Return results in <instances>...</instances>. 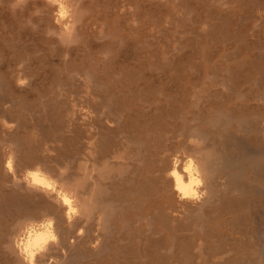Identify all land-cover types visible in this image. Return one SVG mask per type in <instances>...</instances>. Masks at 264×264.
Here are the masks:
<instances>
[{"label": "bare ground", "instance_id": "1", "mask_svg": "<svg viewBox=\"0 0 264 264\" xmlns=\"http://www.w3.org/2000/svg\"><path fill=\"white\" fill-rule=\"evenodd\" d=\"M68 1L72 7L69 12L65 10L66 3L60 0L49 3L29 0L25 9L33 12L39 7V15L36 18L30 15L31 18L44 23L42 31L56 37L52 40L66 44L76 38L75 15L81 0ZM235 1L243 6L244 0ZM8 2L7 6H11L14 0ZM245 4L249 19L264 20V0H245ZM117 7L116 11H122L124 6ZM217 8H213V15L218 13ZM17 11L21 9L12 13ZM128 11L129 14L132 10ZM129 16L126 17L131 18ZM226 20L225 25L230 23ZM244 30L238 38L244 43L242 48L246 51L242 52L249 55L235 66L226 67L221 79L153 76L138 73L137 68L121 75L122 66L109 67L108 59L95 64L94 74L90 69V73H81L78 72L81 64L75 61L74 52L66 51L73 57H68L69 61L62 60L66 58L63 54L59 68L71 69L75 65L73 71L62 77L64 74L61 76L57 70H48L53 75L51 79L57 80V90L53 93L61 98L58 103L63 96L73 94V104L68 100L66 106L60 103L65 107L62 111L56 100H52L55 97L44 99L45 102L40 98L43 102L28 105L23 96L16 93L15 79L29 81L35 62L29 67L24 59L18 63L15 59V63L8 64L6 72L0 69V78L6 80L0 106L4 110L13 108L18 99L16 104L21 103L22 112L25 110L22 120L15 119L16 125L29 121L24 122V119L26 111H31L27 109L30 106L54 119L45 134L50 135L51 139L47 138L52 142L47 146H38L40 141L37 146L18 144L11 131L6 130L4 137L1 134L0 264H264V124L252 126L242 121L245 115H255L264 106L241 107L234 102L229 106L226 102L232 101L233 95L245 101L259 99L264 85V46H261L262 41L250 43L249 30ZM261 32L264 33V27L256 31V35ZM101 44L99 53L102 50L109 53L106 49L111 44ZM254 49L258 52L251 53ZM172 53L175 52L172 50ZM100 70L108 74H99ZM46 74L43 75L47 77ZM249 81L256 86V93L239 90ZM203 84L207 89L202 92L198 87ZM78 86L82 94L76 91ZM8 103L11 105L5 107ZM224 105H227L225 110ZM12 118L6 121L9 123ZM39 122H35V128L40 127ZM27 124L24 126L29 127V122ZM202 125L208 128L201 129ZM135 130L140 131L134 133ZM185 145L187 156L179 154ZM22 146L25 152L20 150ZM82 150L89 156L100 154L98 158L91 157L93 164L90 160L84 163L81 157L86 154ZM71 159L77 163L71 164ZM94 164L100 166L95 165L98 171ZM27 170L33 172L26 174ZM242 174L249 176L241 178ZM98 178L106 184L101 186ZM126 212L132 213V220H125L121 226L112 224L114 217H123ZM224 214L231 216L227 218ZM52 235L57 237L54 242L50 241ZM128 240L135 242L138 248H145L143 257H138L143 259L142 263L135 261L138 258L133 263L125 261L128 251L123 253V250L128 244L124 246L123 242ZM136 246L129 252L139 253ZM121 255L125 256L122 262ZM107 257V262L102 260Z\"/></svg>", "mask_w": 264, "mask_h": 264}, {"label": "rangeland", "instance_id": "2", "mask_svg": "<svg viewBox=\"0 0 264 264\" xmlns=\"http://www.w3.org/2000/svg\"><path fill=\"white\" fill-rule=\"evenodd\" d=\"M8 1L9 0H0V66L2 67V68L0 67V69L2 71H5V70L7 71L8 64L9 63L13 64L16 62V60H17L16 63H18L20 61H23V59H24L25 63L27 65H29V67H30V65H32L35 62L34 63L35 65L33 64L34 71L32 69H30L31 71H33L32 72L33 74H31L29 77L30 82L26 81V79H21V80L15 79V83H14V86L17 83V85L15 86L16 93H18L19 95H22L23 96L22 99H24L28 105H31L32 102H34V101L41 103V101L42 100L44 101V99H45V101H47L48 99L54 98V97L56 99L54 98L52 100H56V103H58V101L61 100L60 97H58V98L56 97L57 95L54 96L55 94L53 93V91L57 90L58 84H57L56 79L54 81L51 79V78H53V75L49 74L48 70L49 71H52V70L56 71L57 70L58 74H60L61 76L63 74L65 75V76L63 75L62 77H66L68 75V73L70 74V72L73 71L75 65H72L71 69H69L68 67H65L63 69L59 68L61 59L64 56H66V58H64L62 60H68V61L70 60L69 59L70 57L72 58L74 56V59L76 58L75 61L78 64H81L78 67H81L82 69H80V70L78 69L79 71L77 70L78 72H81V73L82 72L83 73H90L89 71H91V73L94 74L92 72V68L95 66V64L100 60H107L108 59L110 61L109 67L122 66L123 69L121 71V75H127L131 71V69L135 70V68H137L136 70L138 71V73H141V74L144 73V74L153 75V76H171V75H173V77H175V76L176 77H178V76L179 77L180 76L185 77L186 76L187 78L192 77V78H196V79H197V77H198V79H203L204 77L206 78L207 76H209V78H214V79L220 78L221 79L222 77L225 76L224 74H226V69L230 68L229 66H231V67L235 66L237 63L241 62V60H243L244 58H246V56L249 55V54L242 52V51H246V50L244 48H242V47H244V43H242V40L238 38L239 33L245 31L244 30L245 28H246V30L247 29L249 30L250 43L252 42L254 44V42L256 43L259 41L261 43V41H262L261 46H264V33L261 32L259 35H256V31H258L260 28L264 27V23H263V26L259 25V28L257 27L258 24H260L264 20H262L261 22H259V21L255 22V20L253 21L254 18L251 19V17H250V19H249V12H248V8H247L248 3L245 4V0L243 2V6L240 4L238 5V3H236L235 0H230V2H228L229 0H226V1L225 0H222V1L218 0V3H217V0H215L216 3L213 2L214 0L213 1L212 0H174V1L173 0L172 1H168V0H154V1L153 0H150V1L149 0L148 1L147 0H141V1L140 0H131V2H129V0L128 1L127 0H81V2L78 1L79 7H77L78 10L76 9V12L78 11V13H76V15H75V20H77L76 24L78 25L77 26L75 24L76 25L75 26L76 38L73 42H71V43L67 42L66 44H64L65 42L63 43L61 40L60 41L62 44L60 43L59 40L58 41L56 40L57 42L54 41L56 39V37L52 36V34H50V33L48 35H46L47 33L45 34V32L42 31V30H44L43 29L44 23L42 21L38 22L36 19H33V18H36L37 16L36 15H34V17L32 16L33 15L32 10L24 8V10L17 11V13H12V11L10 10V4L7 6V4L9 3ZM57 1L59 2V0H57ZM62 1L66 3V4H64V6L66 8L65 10H67L69 12V9L71 10V8H72L68 5L69 1L68 0L67 1L60 0V2H62ZM72 1H74V0H72ZM72 1H70V4ZM118 1H119V3H118ZM122 1L126 2V3H123ZM137 1L139 2V4ZM143 1H144V4H143ZM76 2H77V0H76ZM127 2L129 4H127ZM159 2H161V3H159ZM165 2H166V4H165ZM154 3H155V5H154ZM119 4H123V6H124L121 8V10L123 9L122 11L118 10V11H120V13L118 11H116L118 9L117 5L119 6ZM148 4H150V5H148ZM159 4H161V5H159ZM213 4L215 6H218V8L216 9L218 11V13H216L214 15L212 14L215 11L213 9L215 7ZM221 4H222V6H221ZM133 5L136 6V8ZM137 5H140V6H137ZM162 5H164V6H162ZM125 6H126V8H125ZM167 6H169L168 9H166ZM128 10H132L129 13L130 16L128 14V12H129ZM29 11H31V12H29ZM124 11H126V12L121 14V12H124ZM114 12H116V13H114ZM133 13H135V14H133ZM167 13H171V14H167ZM13 14H15V15H13ZM30 15L33 18H31ZM121 15H122V18L120 17ZM124 15H125V17L129 16L131 18H127V17L125 18ZM132 15H134V16H132ZM168 15H170L169 16L170 18L168 17ZM117 16H118V18H117ZM212 16L213 17L215 16L214 18H216V19L211 18ZM224 18H226L228 20V22H230V23L225 25L226 19H224ZM134 19H136V20H134ZM263 19H264V17H263ZM98 20H100V22ZM206 20H207L208 24L206 23ZM31 21H33V22H31ZM39 21H40V19H39ZM168 21H171L173 24H171ZM210 21L214 22V24L212 26H211ZM92 22H93V24H92ZM35 23L38 24V27H36L37 25ZM96 23H98V25ZM168 23H170L171 25ZM155 24H156V26H155ZM231 24H233V26ZM163 26H165V27H163ZM102 29L104 32L102 31ZM238 30H239V32H238ZM253 31H255V32H253ZM253 34L256 36H254ZM96 35H98V36L96 37ZM39 36H41V37L39 38ZM42 36H43V38H42ZM52 38H54V40H52ZM179 40H181V42ZM101 43H110L111 44L106 49V51H108V49H109V51H110L109 53L104 52L103 50H102L103 52L101 51L99 53L98 49L102 45ZM59 44L62 46H60ZM63 44H64V46H63ZM174 44H175V46H174ZM176 45H178V46H176ZM180 46H181V48H180ZM70 47L72 49H70ZM168 47H170V48H168ZM175 47H179V48L176 49ZM167 48H168V50H167ZM40 50H41V52H40ZM53 50H55V51H53ZM57 50H58V53H56ZM69 50H71L74 53H77L76 56L74 55V53H73V56L68 54L66 51H69ZM172 50L175 53H172ZM10 51H12V53ZM168 51H170V54ZM250 52L255 53V52H258V50L254 49V50H251ZM101 53H103V56ZM224 53H226V54H224ZM233 53H234V55H233ZM20 54H22V55H20ZM53 54H54V56H53ZM63 54H64V56H62ZM166 54H169V55H167V57H166ZM43 55L45 57H43ZM221 55H223L224 57L223 56L221 57ZM19 56H21V57H19ZM26 57H27V59H26ZM165 58H166V60H165ZM6 60L7 61L10 60V61L6 62ZM44 60L46 62H44ZM47 60H49V61H47ZM51 61H52L51 65H53V66L50 65ZM2 62L5 65H3ZM27 62H29V63L31 62V63L29 64ZM56 63H57V67H55ZM82 64H84V65H82ZM91 64H93V65L91 66ZM49 65L51 67H49ZM151 65H153V66H151ZM38 66H41L40 67L41 69L38 68ZM3 67L5 69H3ZM83 67H84V69H83ZM89 67H91V68H89ZM152 67H154V68H152ZM35 69H38V70L36 71ZM41 70H42V72H41ZM66 70H67V72H66ZM46 71L48 74L43 73ZM112 71L114 72L115 70L112 69ZM62 72H64V73H62ZM35 73L37 74V76H35L36 75ZM40 73L42 74L41 76L38 75ZM98 73L103 74V75H104V73L108 74L105 71L103 73V70H100ZM43 74H46L47 77H45V75H43ZM108 76H111V74H109ZM210 76H212V77H210ZM39 77H40V79H39ZM50 81H51V83H50ZM77 81H79V80H77ZM2 82H3V84H2ZM5 82H6V80L4 77L0 78V83H1V85H0V89H1L0 90V96L3 92L2 91L3 88H5V86H4V85H6ZM20 82H24V85L19 86ZM25 83H26V85H25ZM78 83H80V82H78ZM55 85H57V86L55 87ZM235 86H236V84H235ZM54 87H55V89H54ZM79 87L80 86H78L75 89H76V91H80V93H81L82 89H81V87L80 88ZM255 87L256 86L253 84V81H249V82H245L243 84V86L239 88V90L242 91L244 89V90H247V92L248 91H251V92L255 91L254 93H256ZM45 89H47V90H45ZM77 89H79V90H77ZM199 89L200 90L203 89L202 90V92H203L204 89L206 90L207 88H206L205 84H203V86L201 85L198 87V90ZM260 89H261V96L259 99L256 98V99L245 101L241 98L238 99V97L233 95L234 97L232 96V101H230L231 100L230 99L226 102L229 103V106H231L233 104V102H234V104H236V105L238 104L241 107H261V105L264 106V101H263L264 85H262V88H260ZM17 91H19V92H17ZM50 91H52V92H50ZM44 94H45V97H44ZM199 94H201V93H199ZM47 95H48V97H46ZM72 95L73 94H70V95L68 94L67 96L62 97L63 98L62 102L60 101L58 103L59 105L57 104L59 106L60 110L65 108V107L62 108L61 106H63V104H64V106H66L67 100L70 104H73L74 99H72V97H73ZM235 95L238 96L239 93H236ZM139 97L140 96H137V98H139ZM40 98H42V100ZM193 99H195V98H193ZM69 100H71V101H69ZM17 101H18V99H15L14 102L18 103ZM28 101H30V102H28ZM16 103L14 104L15 107L13 105H12L13 108L11 107L13 110L11 108H9V109L5 108V110H4V108H2L0 106V113H1L0 114L1 115V117H0V139L2 137L6 136L5 131L7 130L9 132L11 131L10 132L11 135H15L14 139L17 141L18 144H21V143L27 144V145L28 144H31V145L36 144V146H37L39 141L41 143L38 146H41V147H42V144L44 146L45 145L47 146L48 144H52V142H50L51 141L50 135L47 136L50 138V139H48L45 136V134L48 131L50 125L51 124L53 125V122H52V120L54 121V119H52L53 117L51 118L49 116L51 118L50 119V118H48V116L45 115L44 112H42V111L38 112V110H40V109L35 110V108H33L34 106L33 107L30 106L27 109H31V111L26 109L27 115H26V118L24 119V122L26 120H29V121H26L25 123L21 124V126H20V124L19 125L17 124L18 125L17 126L15 119H18L20 117L22 120L21 115L23 116V112L25 110H23V112H22L21 103H19V104H16ZM60 103H63V104L61 105ZM202 103H200V104H202ZM10 105L11 104L8 103L5 105V107L6 106L9 107ZM222 108L225 110L227 108V105H224ZM32 110H34V112H36V113H34ZM1 111L3 112V114ZM7 111H9V113ZM28 111H30L31 114L28 113ZM83 111H84V109H83ZM32 112H33V114H32ZM263 112H264V109L260 112L254 113L255 115L247 114V115H245V117L242 118L243 119L242 121H246L247 123H251V125L253 124L252 126H257V125L260 126V124L263 125L264 124ZM32 115H33V117H32ZM41 115H43V118H41L42 117ZM4 116H7V119H9V118L11 119L13 117L12 118V119H14V120H12L13 122L11 121L8 123V121H6L7 119ZM28 116H30V117H28ZM3 117H4V119H3ZM35 117H36L35 120L41 121V122H39V124H41L42 127L40 125L39 128H35V127H37L35 124L36 123L38 124V121L34 120ZM28 118H30V119H28ZM39 118H41L42 120ZM28 122H29V127H25L24 125L27 126ZM178 122H181V120H178ZM1 124H3V125L1 126ZM11 126H13V127H11ZM15 126H17V128ZM111 126H114V125H111ZM14 127L16 129H20V130H18L19 132H16V129ZM200 128L206 129V128H208V126L202 125ZM231 130L235 131V129H233V128ZM139 131L140 130H135L134 133H138ZM255 133H258V132L256 131ZM1 134H2V137H1ZM18 138L20 140H18ZM21 140H22V142H20ZM79 146H81V144ZM108 146H109V144H108ZM20 150L21 151L23 150L25 152L26 149L22 146ZM102 150H103V148H101L100 152H102ZM82 151H83L84 155L85 154L88 155V152H85L86 150H82ZM82 151H80L81 156H82ZM186 151H187V147L185 145L184 148L183 147L180 148L179 154L187 156V153H185ZM51 153L53 155L56 154V152H54V153L51 152ZM94 154H96L97 156L96 155H95L96 157H94L93 155H90V156L85 155L84 157L83 156L81 157L80 155L79 156L81 157V160L83 159L82 161L84 163H86L85 161H87V163H89V160H90V164H93L94 160H92V158L93 157L98 158L100 153L98 154V152H96ZM85 157H87V158H85ZM78 159L80 160V158H78ZM71 161H73V160L71 159ZM74 162H75V164L77 163L76 160H74L73 163L71 162V164H74ZM90 164H88V165H90ZM100 164H101V161H100ZM100 164L98 163V165H100ZM95 165L96 164H94L93 166H95ZM98 165H96V166H98ZM73 166L74 165H72V167ZM100 166H98V167H100ZM95 167H93L92 169H94ZM96 169H97V167L95 168V170ZM28 171L29 170H27L26 174L33 172L32 170L29 172ZM96 171H98V170H96ZM96 171H95V173H97ZM93 173H94V171H93ZM248 176L249 175L242 174L241 178H243V177L248 178ZM99 183L101 186L106 184L105 180H103L102 178H101V180L99 179ZM230 216H231V214H224V217L229 218ZM132 218H133L132 213L126 212V214L123 217H114L113 220H111V222L114 225L119 226V224H120V226H121L122 222H124L125 220H132ZM125 242H127V243H125ZM125 242H123V245L125 246L126 244H128V246H126L125 249L123 248L124 249L123 253H125L126 250L128 252L130 249L133 250L134 247L136 246V243L131 242L130 240L125 241ZM128 242H130V243H128ZM132 244H133V246H132ZM132 250H131V252H134ZM136 250L140 251V252L139 253L134 252L135 254H133L131 252H129V253L127 252L128 255H127V253H125L126 258H124V259H125V261L127 260L126 262L133 263L134 260L137 259L139 256L143 257L142 254H143L145 248L140 246L139 248L137 247ZM130 253L133 254V255H131V260L129 257ZM122 255H121L122 258L120 259L121 262L123 260V257H125ZM133 256H134V258H133ZM128 258H129V260H128ZM132 258H133V260H132ZM102 260L107 262L109 260V258L107 257V258H104ZM135 261H139L142 263L143 259L141 258V260H140L138 258V260H135Z\"/></svg>", "mask_w": 264, "mask_h": 264}, {"label": "clouds", "instance_id": "3", "mask_svg": "<svg viewBox=\"0 0 264 264\" xmlns=\"http://www.w3.org/2000/svg\"><path fill=\"white\" fill-rule=\"evenodd\" d=\"M52 2V0H44V3ZM29 3V0H14V2L10 6V10L12 12H15L17 9L23 10L27 7V4ZM33 15H39V7L33 10ZM24 82H20L19 86H23ZM57 237L55 235H52L50 237V241H56Z\"/></svg>", "mask_w": 264, "mask_h": 264}]
</instances>
